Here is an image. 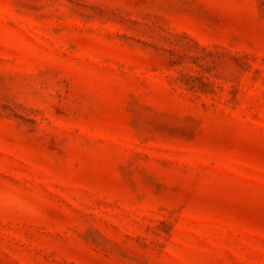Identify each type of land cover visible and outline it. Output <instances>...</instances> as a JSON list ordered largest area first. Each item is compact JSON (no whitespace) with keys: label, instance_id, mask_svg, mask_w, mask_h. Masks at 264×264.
<instances>
[{"label":"rangeland","instance_id":"1","mask_svg":"<svg viewBox=\"0 0 264 264\" xmlns=\"http://www.w3.org/2000/svg\"><path fill=\"white\" fill-rule=\"evenodd\" d=\"M0 264H264V0H0Z\"/></svg>","mask_w":264,"mask_h":264}]
</instances>
